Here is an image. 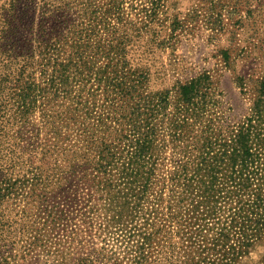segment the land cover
I'll return each instance as SVG.
<instances>
[{
    "label": "trees",
    "instance_id": "trees-1",
    "mask_svg": "<svg viewBox=\"0 0 264 264\" xmlns=\"http://www.w3.org/2000/svg\"><path fill=\"white\" fill-rule=\"evenodd\" d=\"M168 1L0 0V264H264V76L154 90Z\"/></svg>",
    "mask_w": 264,
    "mask_h": 264
},
{
    "label": "rangeland",
    "instance_id": "rangeland-1",
    "mask_svg": "<svg viewBox=\"0 0 264 264\" xmlns=\"http://www.w3.org/2000/svg\"><path fill=\"white\" fill-rule=\"evenodd\" d=\"M168 3V18L178 22L174 46L157 48L150 41L151 34L143 38L144 44L152 49L146 59L152 73V88L174 89L178 80L210 70L222 98L238 113L244 112L240 80L252 87V81L264 76V0H169ZM170 24L167 22L166 26ZM171 34L170 29L164 28L160 37ZM138 62L142 68V56ZM262 256L263 249L258 247L240 264H263Z\"/></svg>",
    "mask_w": 264,
    "mask_h": 264
}]
</instances>
